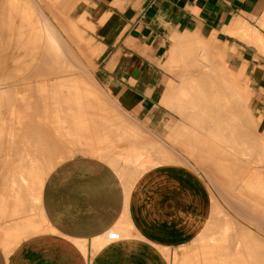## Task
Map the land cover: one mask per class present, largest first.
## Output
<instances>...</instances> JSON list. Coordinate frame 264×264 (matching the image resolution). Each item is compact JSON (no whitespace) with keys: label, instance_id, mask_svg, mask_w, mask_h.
<instances>
[{"label":"crops","instance_id":"1","mask_svg":"<svg viewBox=\"0 0 264 264\" xmlns=\"http://www.w3.org/2000/svg\"><path fill=\"white\" fill-rule=\"evenodd\" d=\"M21 2L34 10L41 25L55 31L49 39L57 46L55 61L44 64V50L52 42L43 41L42 32L29 33L17 51L0 27V264H249L245 251L206 240L214 230L229 227L231 234L239 227L264 245V0ZM14 5L13 0H0V11L6 7L13 14ZM26 16L30 18L29 13ZM26 55L42 61H29L27 73L32 76L18 79L10 71L23 70ZM207 64L209 72L224 73L223 77L210 76ZM200 66L202 76L223 80V89L221 81L217 83L219 89L227 92L231 85L233 91L228 92L235 94L231 96L242 99L238 104L245 102V109L235 107L232 98V110L221 103L230 116L218 105L221 108L215 114L224 113L230 119L227 122H233L226 125L223 115L219 116L220 126L225 120L218 131L224 133L223 141L218 140L223 133L216 126L197 130L204 115V108H199L204 105L201 95L199 110H186L193 117L189 124L169 106V99L178 97V92L179 97L191 99L190 82H200L191 87L196 93L208 81L202 78L201 84L202 76L197 77ZM45 68H54L55 74L42 76ZM188 73L192 77H183ZM98 106L100 117L96 116ZM192 110L200 115V125L194 129ZM111 112L112 116L124 113L137 126L143 124L148 135L164 146L160 161L151 148L155 158L150 153L149 163L154 165L137 179H129L125 167H120L125 164L120 162V147L115 146L119 163L114 165L109 154L103 153L105 145L94 140L95 133L105 130L99 125L110 121L107 114ZM98 119L102 120L99 125ZM176 120L191 126L186 132L193 129L198 134L200 147L195 145L198 139L188 146L181 133L177 138V130L171 136ZM116 129L115 133H124L122 127ZM236 136L242 138L238 141ZM181 139L187 142L183 146L178 143ZM191 150H197V160L190 156ZM208 217L216 223L214 230L211 223L208 226ZM202 228L209 235H199Z\"/></svg>","mask_w":264,"mask_h":264},{"label":"bare ground","instance_id":"2","mask_svg":"<svg viewBox=\"0 0 264 264\" xmlns=\"http://www.w3.org/2000/svg\"><path fill=\"white\" fill-rule=\"evenodd\" d=\"M15 3V5H14V12H13V14H12V12H10V10H6V7H3V8H5V9H3L2 11H0V27H1V32L2 33H4V35H5V37H6V40H8V41H10V47L13 49V47H14V49H16L17 51L19 50V51H21L22 49V42L23 41H25V38H26V36L27 35H32L34 32H35V30H38V31H40V32H42V30H41V28H40V26L37 24V23H39L38 21H37V23H36V21H35V19H37V18H35L34 19V17L35 16H33V14H34V12H32V16L33 17H30V18H28L27 16H26V13L28 14V10H24L22 7V4H18V3H16V2H14ZM22 6V7H21ZM28 11V12H27ZM23 13H25V14H23ZM29 16H30V14H29ZM52 28H49V26L48 25H46V31H48V36L49 35H53V33L55 32L54 30L52 31L51 30ZM3 30V31H2ZM30 33V34H29ZM13 40V41H12ZM30 43H32V38H31V42ZM195 44V43H194ZM47 51L45 52L46 53V59L47 60H52V58L54 57V55H52L51 56V54H52V52H51V48L49 47V48H47L46 49ZM53 54H55V52H53ZM47 57H49V59L47 58ZM50 57H51V59H50ZM193 57V56H192ZM191 57V58H192ZM53 61H54V59H53ZM193 61H195L194 59H193ZM191 62H192V60H191ZM197 64H198V62H197ZM197 66V65H196ZM202 67H203V65H201ZM200 66V67H201ZM200 68V70L196 73V75L198 74V78H200L201 76H202V74L203 73H205V72H203V68ZM207 67H208V64H207ZM210 67V66H209ZM208 67V72H209V68ZM212 67V66H211ZM213 68V67H212ZM211 68V69H212ZM190 71H191V69L190 68H188ZM199 69V68H198ZM203 69V70H202ZM206 69V68H205ZM186 71H187V69H185ZM184 70V71H185ZM202 70V71H201ZM213 70V69H212ZM221 70V69H220ZM215 71V70H214ZM213 71V73H214V75L219 79V77H223L222 75L224 74H221V73H219L220 75H218V74H215V72ZM199 72L201 73V74H199ZM203 72V73H202ZM189 73H191V72H189ZM187 74V75H183V74H185V73H183L182 75H183V77H185V76H187V77H192L191 75L192 74ZM210 73H212L211 72V70H210V72L208 73V74H210ZM213 73L212 74H210V76L211 75H213ZM181 74V73H180ZM199 75H201L200 77H199ZM218 75V76H217ZM194 77H196L195 76V74L193 75ZM205 75H203L202 77H201V82H202V78H203V81L205 80L206 81V79H208L209 77H208V75L207 76H205V77H207V78H205L204 77ZM214 76V77H215ZM225 76V75H224ZM226 77V76H225ZM182 78V77H181ZM186 78V77H185ZM205 78V79H204ZM213 78V76L211 77V78H209L208 79V81H206L205 82V84H203V82L201 83V84H203V85H207L206 83H208L209 81V84H210V86H209V84L206 86V87H204L203 85H202V87H204V90H203V92L202 93H200V94H196L197 92H200L199 90L200 89H203L202 87L195 93L193 90H194V88H191L192 86H193V84L195 83V82H197V81H195L192 85H191V82H190V93H191V99L193 98V100H192V102L191 103H189V101L191 100V99H189V101L188 100H186V98H184V96L182 97H179L180 96V92H178V94L177 95H179L178 97H173V98H170V96L173 94V92H172V94L169 96V98L170 99H172V100H170L169 98V101H171V102H169L170 103V107L172 108H170L172 111H174V113L176 112L177 113V115L181 118V120H183V122L184 121H186L185 123H188V122H192V118L193 117H191V115H189L188 113H187V108L188 109H192V108H195L196 109V107L198 106V105H200V101L198 102V98H199V95H201L200 96V98L199 99H201V101H202V99H203V107H199L200 109L201 108H204L203 110H201L202 111V113L204 114V115H195V112H196V110H199L198 108L196 109V110H192L193 111V113H194V115H195V123L193 122V124L195 125V126H192L193 127V129L197 126H199L200 124H201V121H202V124H201V127L199 128H197V130L199 129V130H201L202 128L203 129H205V130H207V129H210L211 128V130L212 129H214V126H216L215 128L216 129H218V130H216L217 132L219 131V129H222L223 130V127H222V125H223V122L225 121L224 120V118L226 119V122L228 121L227 120V118L225 117V115H229L228 114V110H227V107H224L221 103H227V105L229 106L230 105V103H232V102H234V103H232L234 106L236 105V104H238L239 103V100H242V99H239V100H237V98H235V96L234 97H232L233 95H235L234 94V92H228V91H230V90H232L233 91V89H230V88H232L231 87V85H229V87L227 86L228 85V83H226L225 85H226V87H228L229 88V90L227 91V88H226V90L225 91H227V92H223V88H222V85L221 84H223L222 83V81L223 80H218L217 78H214V79H216L217 80V82H214V79H212ZM180 79V78H179ZM221 79H223V78H221ZM225 79V78H224ZM183 80V79H182ZM186 80V79H185ZM189 80V79H188ZM215 80V81H216ZM226 80V82H228L227 81V79H225ZM224 80V81H225ZM181 81V80H180ZM191 81H193V79L191 80ZM211 81H213V82H211ZM218 81H221V83L219 82L218 83ZM182 82V81H181ZM199 82V81H198ZM198 82H197V84H198ZM180 83V82H179ZM183 83V82H182ZM187 83H189V82H187ZM200 83V82H199ZM213 83H214V85H213ZM217 83L218 84H220V88H222V89H219V86L217 85ZM183 85H185L184 83H183ZM183 85H181V87L183 86ZM189 84H186V86H188ZM217 86V89L218 90H215L216 87ZM224 86V85H223ZM179 87V86H178ZM178 87H177V89H175L176 90V92H177V90H178ZM194 87H196V84H195V86ZM225 87V86H224ZM184 88V87H183ZM189 88V86L188 87H185V90L186 89H188ZM225 89V88H224ZM174 90V91H175ZM180 90H181V88H180ZM222 90V91H221ZM235 90V89H234ZM183 90H181V92H182ZM202 91V90H201ZM218 92V94H219V91H220V96H218V94H217V92ZM186 92V91H185ZM224 94H223V93ZM180 93V94H179ZM188 93V92H187ZM190 93H188L189 94V96H190ZM233 93V95L231 96V94ZM237 93V92H236ZM176 94V93H175ZM175 94H173L172 96H174ZM182 94H184V92L182 93ZM221 94H223L222 96H221ZM226 94V95H225ZM185 95H186V93H185ZM176 96V95H175ZM193 96V97H192ZM196 97V98H195ZM240 97V96H239ZM238 97V98H239ZM184 98V99H183ZM195 98V99H194ZM233 98V100H232V102H231V99ZM235 98V99H234ZM183 100L186 102V104L184 105V103H183ZM237 100V101H236ZM187 101H188V106H187ZM194 102V104H196V102L197 103H199V104H196L195 106H194V104H192ZM238 102V103H237ZM241 102V101H240ZM223 103V104H224ZM230 105L229 107L231 108H228V109H230V110H232V109H234V107H232L233 105ZM184 105V106H183ZM193 105V106H192ZM221 105L223 108H226V110H225V112L227 113V114H225L224 115V113H221L223 116L222 117H224L223 118V120H222V125L220 126V124H221V121L219 120L220 119V115H218V114H215L216 112H218L219 113V108H221V107H219V106ZM244 106L245 105V102L243 101V102H241L240 104H238V106ZM237 106V107H238ZM242 106V107H243ZM116 107V106H115ZM218 107V108H217ZM236 107V106H235ZM245 107L246 106H244V109H245ZM223 108H222V110H223ZM241 107H239V109H240ZM111 109V108H110ZM219 109V110H218ZM236 109V108H235ZM218 110V111H217ZM241 110V109H240ZM243 110V109H242ZM247 110V109H246ZM191 111V110H190ZM206 111V112H205ZM216 111V112H215ZM243 111H245V110H243ZM205 112V113H204ZM223 112H224V110H223ZM230 112H232V111H230ZM240 112V111H239ZM199 113H200V111H199ZM234 113H235V110H234ZM236 113L237 114H239L237 111H236ZM241 113V112H240ZM245 114V112H242V114ZM124 114V113H123ZM231 114V113H230ZM193 115V116H194ZM216 115H218V116H216ZM232 116H234V114H233V112H232V114H231ZM236 115V114H235ZM239 115H241V114H239ZM238 115V116H239ZM97 116V115H96ZM123 116V115H122ZM127 116V115H126ZM200 116V118L202 119V120H200V124H198V122H199V120H198V117ZM218 118V120L220 121H216V117ZM230 116V115H229ZM111 117H113V116H111ZM124 117V116H123ZM114 118V117H113ZM179 118V119H180ZM216 118V119H215ZM229 118H231V117H229ZM115 119V118H114ZM178 119V120H179ZM215 119V120H214ZM232 119V118H231ZM239 119H240V116H239ZM242 119V118H241ZM101 120V119H100ZM99 119L96 121V123L99 125L100 124V122L102 121H100ZM120 120V119H119ZM181 120H180V122H181ZM232 120H234V118L232 119ZM245 120V119H244ZM247 120H248V118H247ZM115 121V120H114ZM114 121H105V123L107 122V124H105L104 126H102L101 124L99 125V126H101V127H104L105 128V130L103 129V128H101V127H99L96 123H95V125L97 126V127H99V129L101 128V130H102V133H106L104 136V140L105 141H103L104 143H105V148H106V150H104V151H107L106 153L105 152H103L104 154H106V157H107V155L109 154V156H108V159L110 160V162L111 163H113L114 165H117L118 163H119V161H117V151H115V150H113V149H115V146H116V143H118V142H120V144L122 143V142H125L126 143V146L127 145H129L130 147H133L135 150L137 149V152H136V154H134V155H127L126 153H125V156H123V157H125L126 158V160H128V161H125V170H123L124 171V173H125V175L126 176H130V178H129V176H128V178L129 179H137L140 175H142L145 171H146V168H148V167H145V165L143 166H136V164H138V162H141V160H143V159H146V158H143L142 159V157H144V155L145 156H147L148 157V160L147 161H149V157H150V153H152L153 154V152H150V150H151V148L152 149H156L155 151H156V153H157V155H156V159H158L159 161H160V159H159V157H160V155L162 154V153H165V151H162V149H161V147H164V146H161L160 147V143H158L159 141L157 140V139H155L154 137H148L147 135H148V133H147V129H145V130H147V131H145L146 133H147V135H144L143 133H138V131L137 132H135V133H138V135L137 136H135L136 134H133V133H130V129L128 130V129H125L126 128V124H123L122 126L121 125H119V124H116V125H118V126H120V127H116V128H123V129H120L122 132H124V133H122V134H117V133H115V131H114V129L115 130H117L116 128H115V125H114ZM188 121V122H187ZM198 121V122H197ZM229 121H230V119H229ZM228 121V122H229ZM94 122V121H93ZM99 122V123H98ZM109 122H110V124H109ZM176 122H177V120H176ZM218 123V125H215V123ZM227 122V124L226 125H228L229 124V126H230V124L231 123H233V122H231V123H228ZM234 122H235V120H234ZM248 122H250V121H248ZM247 122V123H248ZM253 122V121H252ZM117 123V122H116ZM124 123V122H123ZM138 123V122H137ZM179 122H177V124H178ZM109 124V125H108ZM173 124H176V123H173ZM172 124V125H173ZM189 124V123H188ZM187 124V125H188ZM191 124V123H190ZM225 124V123H224ZM255 124V123H254ZM94 125V126H95ZM109 127H108V126ZM141 125V124H140ZM139 125V126H140ZM232 125V124H231ZM235 125V126H234ZM241 125V124H240ZM107 126V127H106ZM223 126H225V125H223ZM229 126H227V127H229ZM245 126H246V124H245ZM244 126V127H245ZM252 126H254V125H252ZM127 127H129V126H127ZM173 127V128H172ZM188 127H189V125H188ZM188 127H185L184 125H183V123H181V124H178L176 127H175V125H173V126H171V128H172V132L171 131H169L170 132V134H171V136L174 134V132H175V130H177L175 133H178V136H177V138L179 137V139H180V137L181 136H183V140L184 141H186L187 140V142H189L188 143V146H189V144L191 145V142H192V145H193V143L194 142H196L197 141V139H198V141L199 142H197V143H195V145L196 144H198L196 147H198L199 146V144H200V141L201 140H199V138H196L197 137V135L198 134H195L194 135V133H192V131H193V129L191 130V133L190 134H193V135H191V137L189 136L190 134H189V132H186L187 131V128ZM191 127V126H190ZM189 127V128H190ZM218 127V128H217ZM219 127H221V128H219ZM226 127V129H228ZM235 127H237V123H235V124H233V130L234 131H236V129H234ZM250 127H251V125H250ZM137 128V127H136ZM141 128V127H140ZM241 129V126H239L238 127V129ZM247 128H248V126H247ZM247 128H246V130H247ZM98 129V128H97ZM106 129H108V130H106ZM143 129H144V127H143ZM142 129V130H143ZM191 129V128H190ZM190 129H188V131L190 130ZM202 129V130H203ZM225 129V128H224ZM230 130H231V127L229 128ZM243 129V128H242ZM250 129V128H249ZM252 129V128H251ZM254 129V128H253ZM253 129H252V131H253ZM103 130H104V132H103ZM120 130H118V131H120ZM168 130H170V129H168ZM205 130H203V131H205ZM210 130V131H211ZM215 130V129H214ZM214 130L213 131H211L212 133L214 132ZM244 130H245V128H244ZM243 130V132H240V134H242V133H245L246 134V130L244 131ZM256 130V129H255ZM178 131H180V132H178ZM183 131H185V135L182 133ZM221 131V130H220ZM226 131H228V130H226ZM239 131H242V130H239ZM144 132V133H145ZM194 132V131H193ZM196 132V131H195ZM197 132H199V131H197ZM216 132V133H217ZM251 132V131H250ZM120 133V132H119ZM179 133H181V136H179L180 134ZM186 133H188V136H187V134ZM208 133L210 134V135H213L214 137H215V132L213 133V134H211L210 132H209V130H208ZM218 133H223V132H218ZM248 133V132H247ZM254 133V132H253ZM202 134V133H201ZM245 134H242L241 136H243L244 137V135ZM251 134H252V132H251ZM222 135V136H221ZM224 135V133L223 134H218V136H221L222 137V139H218L219 141L221 140V141H223V140H225V139H223V136ZM256 135V134H255ZM254 135V136H255ZM154 136V135H153ZM227 136V135H226ZM246 136V135H245ZM156 137V136H155ZM220 137V138H221ZM231 137V136H230ZM237 137V136H236ZM239 137V136H238ZM237 137V138H238ZM256 137V136H255ZM254 137V138H255ZM160 138V137H159ZM176 138V139H177ZM226 138V137H225ZM232 138V137H231ZM239 138H242V137H239ZM238 138V141L240 140ZM247 138H248V136H247ZM153 139H154V141H153ZM162 139V138H161ZM217 139V138H216ZM182 139L181 140H179V142L178 143H180L181 145H182V142H183V144L184 143H187V142H184ZM228 140V139H227ZM230 140V139H229ZM243 141L244 140H246V138H243L242 139ZM241 140V141H242ZM250 140V139H249ZM258 140V139H257ZM155 141H158V142H155ZM169 141V140H168ZM173 142V146H175V142H174V140H172ZM178 141V140H177ZM167 142V141H166ZM225 142V141H224ZM233 142V141H232ZM158 143V144H157ZM164 143V142H163ZM169 144H171L172 145V143H170V142H168ZM209 143H212L213 144V142H209ZM225 143H227V142H225ZM248 143V142H247ZM176 144H177V142H176ZM203 144H207L206 142H204L203 141ZM185 145H187V144H185ZM224 145H229V144H224ZM99 146H101V145H99ZM167 146V145H166ZM170 146V145H169ZM177 146V145H176ZM183 146V145H182ZM237 146V145H236ZM246 146V145H245ZM178 147H179V145H178ZM185 147V146H184ZM195 147V146H194ZM200 147V146H199ZM205 147V146H204ZM203 148V147H202ZM209 148H210V146H209ZM208 148V149H209ZM179 149H180V147H179ZM178 149V150H179ZM213 149H214V147H213ZM217 149V148H216ZM232 149H234V148H232ZM238 149V148H237ZM248 149V148H247ZM164 150H165V148H164ZM171 150H173V149H171ZM182 150H185L184 148L183 149H181V151ZM186 150H187V148H186ZM189 150V149H188ZM187 150V151H188ZM207 150V148L205 149V150H203L204 152ZM210 150V149H209ZM175 151V150H174ZM213 151V150H212ZM217 151V150H216ZM221 151V150H220ZM219 151V152H220ZM240 151V150H239ZM113 152V153H112ZM171 152V151H170ZM169 152V153H170ZM208 152V151H207ZM207 152H206V154H204V156H206L207 155ZM175 153V152H174ZM208 153H210V151L208 152ZM247 153V152H246ZM155 154V153H154ZM153 154V157L155 158V155ZM172 154V153H171ZM178 154V153H177ZM185 154V153H184ZM197 154V150H191L190 151V156L192 157V158H194V159H196L197 160V158H196V155ZM211 154H212V152H211ZM219 155H220V153H218ZM223 154V153H222ZM251 154V153H250ZM249 154V155H250ZM259 154V153H258ZM123 155H124V153H123ZM127 155V156H126ZM179 155V154H178ZM209 155V154H208ZM215 155H217V152H216V154ZM215 155H212L211 157H214V158H216L215 157ZM159 156V157H158ZM162 156V155H161ZM165 156H166V154H165ZM202 156H203V154H202ZM253 156H254V154H253ZM261 156V155H260ZM152 157V158H153ZM207 157V156H206ZM218 157V156H217ZM257 157V156H256ZM208 158V157H207ZM210 158V157H209ZM220 158V157H219ZM218 158V159H219ZM221 158H223V157H221ZM250 158V157H249ZM162 159V158H161ZM176 159V160H175ZM174 159V161H175V163H179L180 161L178 160V162H176L177 161V157ZM189 159H191V158H189ZM222 160V159H221ZM240 160V159H239ZM144 161V160H143ZM146 161V160H145ZM165 161V160H164ZM193 161V160H192ZM209 161V160H208ZM216 161V160H215ZM220 161V160H219ZM158 162V161H157ZM168 162V161H167ZM170 162V161H169ZM189 162V161H188ZM217 162V161H216ZM162 163H164V162H162ZM173 163V162H172ZM209 163H211V162H209ZM217 163H219V162H217ZM154 164V163H153ZM156 164V163H155ZM160 164V163H159ZM180 164H182V163H180ZM190 164V163H189ZM206 164V163H205ZM212 164H214L213 163V161H212ZM129 165H132V167L130 168V166ZM136 166V167H133V166ZM148 165V164H147ZM146 165V166H147ZM151 165V163H149V165L148 166H150ZM157 165V164H156ZM172 165V164H171ZM200 165V164H199ZM198 164H197V166H199ZM202 165V164H201ZM216 165V164H215ZM206 166H208V164L206 165ZM213 166V165H212ZM192 167V166H191ZM202 168H204L205 169V167H204V165L203 166H201ZM209 167V166H208ZM211 167V166H210ZM200 168V167H199ZM203 169V170H204ZM208 169V168H207ZM121 170V169H120ZM122 171V170H121ZM202 171V170H201ZM205 171V170H204ZM203 172V171H202ZM206 172L207 171H205V174H206ZM123 173V172H122ZM204 174V173H203ZM204 174V175H205ZM208 175V176H207ZM205 177H209V174H207ZM125 176V177H126ZM216 176V175H215ZM210 178H212V176L210 177ZM219 178H221V177H219ZM218 178V179H219ZM224 178V177H223ZM226 178V177H225ZM128 179V180H129ZM217 179V180H218ZM222 179V178H221ZM212 180V179H211ZM214 180H215V178H214ZM220 180V179H219ZM213 181V180H212ZM213 183V182H212ZM215 183V182H214ZM213 183V184H214ZM220 183V182H219ZM262 185V184H261ZM212 186H214V185H212ZM234 186V185H233ZM217 188V187H216ZM226 188V187H225ZM263 188V187H262ZM219 189V188H218ZM239 190V189H238ZM211 191V190H210ZM219 191V190H218ZM243 191H245V190H243ZM261 191V190H260ZM217 192V191H216ZM219 192H221V191H219ZM226 192H228V190L226 191ZM240 192H241V190H240ZM224 193V192H223ZM241 193H244V192H241ZM211 195H212V193H211ZM222 195V194H221ZM230 195H232V194H230ZM235 195V194H234ZM245 196V195H244ZM253 196H256V195H253ZM221 197V196H220ZM233 197V196H232ZM241 198V197H240ZM221 199V198H220ZM223 199V198H222ZM229 199V198H228ZM238 199V198H237ZM214 200H215V198H214ZM213 200V201H214ZM217 200V199H216ZM224 200V199H223ZM212 201V202H213ZM242 201V200H241ZM215 202V201H214ZM239 202V201H238ZM244 202V201H243ZM246 202V201H245ZM228 203V202H227ZM247 204V203H246ZM214 205V204H213ZM219 205V204H218ZM212 206V205H211ZM216 206V205H215ZM220 206V205H219ZM229 206V205H228ZM251 206V205H250ZM235 207V206H234ZM237 207V206H236ZM222 208V207H221ZM213 209V208H212ZM219 209H220V207H219ZM235 209V208H234ZM233 209V210H234ZM250 210V209H249ZM214 211V210H213ZM212 211V212H213ZM224 211V210H223ZM243 211V210H242ZM256 211V210H255ZM224 212H227V211H224ZM236 213V212H235ZM216 214V213H215ZM226 215H228V214H226ZM247 215V214H246ZM254 215V214H253ZM258 215V214H257ZM210 216V215H209ZM212 216V215H211ZM215 216V215H214ZM213 216V217H214ZM221 216V215H220ZM238 216V215H237ZM222 217V216H221ZM221 217H220V220H221ZM245 217V216H244ZM209 218H211L209 221L210 222H208V226H209V223H211V221L213 220V218L212 217H208V219ZM216 218V217H215ZM218 218V217H217ZM229 218V217H228ZM258 218V217H257ZM218 220V219H217ZM233 220H234V218H233ZM236 220V219H235ZM255 220V219H254ZM253 220V221H254ZM257 220V219H256ZM256 220H255V222H256ZM259 220V219H258ZM244 221V220H243ZM249 222H250V220H248ZM223 222V221H222ZM213 223H214V221H213ZM213 223H211L212 225H213ZM259 223V222H258ZM206 224H207V220H206ZM215 225H216V223H214ZM233 224V223H232ZM236 224V223H235ZM251 224V223H250ZM263 224V223H262ZM212 225H210V226H212ZM253 225V224H252ZM257 225V224H256ZM218 226V225H217ZM225 226V225H224ZM235 226V225H234ZM239 226V225H238ZM243 226V225H242ZM263 226V225H262ZM206 227V225H204V228ZM213 227H216V226H212V230H214L213 229ZM231 227V226H230ZM240 227H241V225H240ZM204 228H202V230H200V232L198 233L199 235L200 234H203V235H205L204 234V232L206 233V234H208L209 235V233H208V231L207 230H204ZM207 228V227H206ZM205 228V229H206ZM210 228V227H209ZM229 228V227H228ZM228 228L227 227H224V229H221V230H214L215 232L213 233V232H211V235H210V240H206V241H210V242H213V241H217V242H223V243H226V244H229V245H231V246H233V247H236L237 248V250L238 251H241L242 249H241V247H243V246H245V247H243L244 249L241 251V252H244L245 251V253H247L248 255H250V259H251V261L252 262H254V263H256V264H264V245H262L260 242H258L254 237V235H252V236H254V237H252L249 233H247V232H245V231H242V230H239V227H238V230H236L234 233H231V234H229V230H228ZM256 228V227H255ZM261 228H263V227H261ZM208 229V228H207ZM241 229H242V227H241ZM122 230V232L123 233H125V234H127V229L124 227V228H122L121 229ZM121 230H120V232H121ZM210 230V229H209ZM232 230V229H231ZM259 230V229H258ZM262 231V230H261ZM260 232V231H259ZM217 233V234H216ZM264 233V232H263ZM255 234V233H254ZM195 236V238H200V236ZM207 236V235H206ZM204 237L203 236H201V239H203ZM217 238H219V240H216ZM258 239H259V237H258ZM262 240V239H261Z\"/></svg>","mask_w":264,"mask_h":264},{"label":"rangeland","instance_id":"3","mask_svg":"<svg viewBox=\"0 0 264 264\" xmlns=\"http://www.w3.org/2000/svg\"><path fill=\"white\" fill-rule=\"evenodd\" d=\"M13 2H16V3H22L21 2V0H13ZM23 6V5H22ZM21 6V7H22ZM24 9H26V10H28L27 12L30 14V17H33V16H35L34 17V19L35 18H37V19H35V21H36V23H37V21L39 22V23H37L39 26L41 25V23H40V19L36 16V14H35V12H34V10L31 8V7H28V8H25V7H23ZM32 12H34V14H33V16L31 15L32 14ZM47 24H45L44 26H43V24L40 26V28H41V30H42V34H43V41H51L50 39H49V36H48V31H46V26ZM52 43H50V48H51V52L53 51V52H55L54 51V48L57 46V44L56 43H53V41H51ZM47 48H49V46H46ZM43 49V48H42ZM47 50H44V53L46 52ZM53 52H52V54H51V56L52 55H54V57L52 58V60H50V61H53V59L54 58H56L55 57V54H53ZM48 59H49V57H47ZM50 59H51V57H50ZM23 62H24V68H23V70L22 69H19V68H14V70H12V71H10V73L12 72V74H13V76L14 77H17L18 79L19 78H21L22 76H25V77H28V76H32V74H30V73H27V71L28 70H30L29 68V66L31 65L30 63H29V61H31V62H41L42 60L40 59V57H38V58H34V57H32V56H28V55H26V56H24V59L22 60ZM45 62H43L44 64L45 63H49L50 61L49 60H44ZM55 61V60H54ZM54 68H52V69H47V68H45V69H43V72L45 71L46 72V74L45 75H42V76H49V75H53V74H55V71L53 70ZM51 72H54L53 74H51ZM41 75V74H40ZM30 78H33V77H30ZM24 79V78H23ZM32 80V79H31ZM30 81V80H29ZM28 82V81H27ZM62 84H64V83H62ZM68 85L69 84H65V85H63L64 87H67L68 88ZM53 86V85H52ZM75 89L76 90H78V88L77 87H75ZM76 90H74V92L76 91ZM45 96H46V99L47 100H49L50 98H49V95H48V93L46 92V94H45ZM95 106V105H94ZM96 108V115H97V112H98V114L99 115H102V109H101V107L100 106H98V107H95ZM111 108V110H113V107H110ZM108 116H109V119L108 120H110V121H114L115 123L117 122V124H119V125H123V124H126L125 126H126V128L125 129H130V133H133V134H136L135 136H137L138 135V133H140V132H138V133H135V132H137L138 130L137 129H143V127H144V129L143 130H141V133H143L144 135H147V133L145 132V131H147L148 129L146 128V126H144L143 124H141V123H139V125L141 126V128L139 127V126H137V125H135L133 122H131V121H129L128 120V118H127V116H125L124 114H120V116H113V117H111L112 115H113V112H111V115L110 114H107ZM122 115H124V117L122 116ZM106 116V115H105ZM97 117H100V116H97ZM120 119V120H119ZM124 122V123H123ZM127 126H129V127H127ZM137 127V128H136ZM124 128V127H123ZM145 129H147V130H145ZM145 132V133H144ZM147 132H149V131H147ZM148 137H150L149 135H147ZM94 140H95V142H102V144L101 145H105V143L103 142V141H105L104 140V134L102 133V134H96L95 133V135H94ZM116 147H120V149H119V152H120V154L121 153H124V155L123 154H121V156H120V162H122V163H124L125 161H128V160H126V158L125 157H123V156H125V153L129 156V155H134V154H136V152H137V149L135 150L133 147H130L129 145H127L126 146V143L125 142H122L121 144H120V142H118V143H116ZM113 150H115V149H113ZM117 150V149H116ZM126 155V156H127ZM122 157V158H121ZM143 158H146V159H143ZM142 159L144 160H141V162H138V164H136V166H144L145 165V167H148V168H146V171L149 169V168H151L154 164L152 163L150 166H148L149 165V161H147L148 160V157L147 156H145L144 155V157H142ZM146 160V161H145ZM124 161V162H123ZM151 163V162H150ZM148 164V165H147ZM147 165V166H146ZM124 166H125V164L123 165V166H120L121 168H124ZM130 166V168L132 167V165H129ZM135 165L133 166V167H136ZM138 166V167H139ZM126 167V166H125ZM222 218V217H221ZM224 221H228L227 219H225L224 218ZM124 235H126L125 233H123ZM121 236H123V235H121ZM207 242V241H206ZM221 243H223V242H221ZM224 244H226V243H224ZM227 245H229V244H227ZM229 246H231V245H229ZM243 247H245V246H243ZM243 247H241V249L243 250L244 248ZM236 250H237V248L236 247H234ZM241 250V251H242ZM173 256H174V252L170 255V259H171V262L172 261H174V259H173ZM247 258H249V261H248V263L249 264H256V263H254V262H252L251 261V257H250V255H248L247 256ZM173 263V262H172ZM223 263V262H222Z\"/></svg>","mask_w":264,"mask_h":264}]
</instances>
